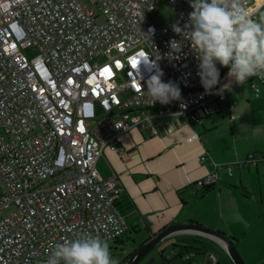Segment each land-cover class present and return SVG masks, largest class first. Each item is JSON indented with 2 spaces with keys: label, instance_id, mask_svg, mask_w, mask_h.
<instances>
[{
  "label": "built area",
  "instance_id": "2783aa9c",
  "mask_svg": "<svg viewBox=\"0 0 264 264\" xmlns=\"http://www.w3.org/2000/svg\"><path fill=\"white\" fill-rule=\"evenodd\" d=\"M159 1L0 0V264H45L56 244L75 239H122L130 229L119 209L124 189L118 177L100 175L104 151L120 152L124 134L153 131L159 116L200 122L229 93L218 91L224 67L217 89L201 85L184 35L189 0H167L177 18L161 29L149 19ZM253 1L228 3L259 22ZM159 70L180 88L179 99L153 103L147 81ZM248 80L260 98L264 78ZM261 161L251 154L244 164H215L198 185L213 187L220 170L232 177ZM175 254L166 256L170 264H198L193 252L181 261Z\"/></svg>",
  "mask_w": 264,
  "mask_h": 264
},
{
  "label": "crops",
  "instance_id": "0c3cea01",
  "mask_svg": "<svg viewBox=\"0 0 264 264\" xmlns=\"http://www.w3.org/2000/svg\"><path fill=\"white\" fill-rule=\"evenodd\" d=\"M253 2L257 9H264V0ZM227 72L228 69L221 83L230 84L229 93L208 105L213 113L202 121L185 124L186 119L179 115L159 116L153 131L132 129L123 135L120 152L107 149L98 161L97 169L103 178L116 176L120 180L124 192L119 205L126 220L128 217L132 220L137 234H143L145 241L171 225L190 221L223 233L241 249V235L247 233V224L264 214L262 161L257 167L236 169L232 177L225 169L219 171V184L194 205L205 207L208 211L205 219L191 217L188 212L191 207L182 204L190 198L187 188L214 174L215 164H244L251 154L264 159V134H260L264 122H254L256 110H251L256 106L264 114V92L257 98L250 80L236 83ZM248 84L250 92L245 86ZM194 135L200 139L190 142ZM203 155L207 156L205 163H201ZM130 212L133 213L129 215ZM142 220L149 224L151 233H146ZM187 235L192 234L181 233L170 238ZM217 244L213 240L212 251L206 246L195 247L198 264H233L224 248ZM173 246L171 252L164 248L141 264H162L161 253L167 256L184 250Z\"/></svg>",
  "mask_w": 264,
  "mask_h": 264
},
{
  "label": "clouds",
  "instance_id": "9594fccd",
  "mask_svg": "<svg viewBox=\"0 0 264 264\" xmlns=\"http://www.w3.org/2000/svg\"><path fill=\"white\" fill-rule=\"evenodd\" d=\"M193 11L189 13L188 31L198 60V75L206 92L220 84V68L228 69L227 76L242 84L254 75L264 78V23L249 18L245 8L233 7L228 0H189ZM181 33L182 29L174 27ZM171 48L181 45L173 40ZM176 51V50H175ZM159 70L147 81V93L153 103L168 104L181 96L173 82L162 80ZM230 88L221 85L218 91ZM45 264H116L107 242L86 237L56 244Z\"/></svg>",
  "mask_w": 264,
  "mask_h": 264
},
{
  "label": "rangeland",
  "instance_id": "374dc122",
  "mask_svg": "<svg viewBox=\"0 0 264 264\" xmlns=\"http://www.w3.org/2000/svg\"><path fill=\"white\" fill-rule=\"evenodd\" d=\"M257 16H258V20L261 23H264V9L259 10ZM176 18H177V12L167 0H160L156 9L149 14V19L159 29L164 28L167 25L171 24L176 20ZM32 56H35V54L33 53ZM105 60L106 59L104 57L99 58L100 62H103ZM245 86L248 87L250 92L251 89L249 88V84ZM257 109L258 107L256 106L251 109L252 111L256 110L253 116V121L264 122V114H261ZM258 130L259 129L257 128V131ZM260 134H264V126L263 128H261ZM263 174H264V170H263ZM226 181H229V179L227 178ZM204 206L205 205H203V207ZM188 212L191 217H195V218L205 219L208 216V211L205 210V207L202 208L200 206H194L193 208L191 207V209H189ZM127 222L130 226V233L128 234V236H124L122 238V240L125 243L122 245L117 244L115 242L107 243L110 248L111 256L116 261V264H121L124 258L130 255L133 251H135L139 247V245L146 240L143 238V234L138 235L135 232V230H132L133 222L129 217L127 218ZM232 226L238 227L239 229V226L236 222H232ZM247 226H248L247 233L245 235H241L242 237L241 249L238 248L237 250L245 264H264V214H262V216H259L258 218L254 217L253 222L248 223ZM211 240L212 239H209L208 237L198 234L181 236L178 239L168 238L164 240L160 244V246L147 257L146 260L153 259L154 256L156 257L157 252L163 250L164 248L169 249V251L171 252L173 245L181 246L182 248H184V250L185 248H189L190 251L193 253H195L196 251L195 247L197 246H202V247L206 246L208 247L209 250L212 251L213 240L212 241ZM226 254L228 253L226 252ZM229 258L231 259L230 256Z\"/></svg>",
  "mask_w": 264,
  "mask_h": 264
},
{
  "label": "water",
  "instance_id": "95a60500",
  "mask_svg": "<svg viewBox=\"0 0 264 264\" xmlns=\"http://www.w3.org/2000/svg\"><path fill=\"white\" fill-rule=\"evenodd\" d=\"M215 186L217 185L213 187ZM181 233L198 234L213 239L224 248L234 264H245L237 250L235 242L231 238L221 232L206 228L199 224H174L167 227L161 232L152 235L151 238H149L137 252L130 256L128 260L123 262V264H141L164 240Z\"/></svg>",
  "mask_w": 264,
  "mask_h": 264
},
{
  "label": "trees",
  "instance_id": "16d2710c",
  "mask_svg": "<svg viewBox=\"0 0 264 264\" xmlns=\"http://www.w3.org/2000/svg\"><path fill=\"white\" fill-rule=\"evenodd\" d=\"M213 188H207V187H203V186L200 187L198 185V183L190 186L189 188H187V191H190V193H191L190 194V198H189L188 202L182 201V204L185 205V206H187V207L194 206L198 202L202 201L206 197V195L213 190ZM239 189L241 191L244 190L242 187L239 188ZM119 209L125 215V212L122 210V208H121L120 205H119ZM129 210L130 209H128L127 211H129ZM132 213L133 212H130L129 215L132 214ZM125 217H126V215H125ZM188 223L190 225L195 224L194 222H190V221ZM142 225H143L144 229L146 230V233H151V229H150L149 224L147 222H144L142 220ZM132 230H135V232H136V227H135L134 223H133V226H132ZM129 233H130V229H129V231L124 236H128ZM148 236H150V235H148ZM114 242L117 243V244H121V245L125 243L122 239H120L119 241H114ZM145 242L146 241H144L142 244H140L139 247L135 251H133L130 255H128L126 258H124L123 261L121 262V264H123V262H125L126 260H128L129 257L132 256L135 252H137V250H139ZM188 252H191L189 250V248H185V250H179L178 256L176 254H175V256H173L174 261H181L180 259L182 258V255H185ZM159 258H160L162 264H170L168 258L166 257V255L164 253H161L159 255Z\"/></svg>",
  "mask_w": 264,
  "mask_h": 264
}]
</instances>
